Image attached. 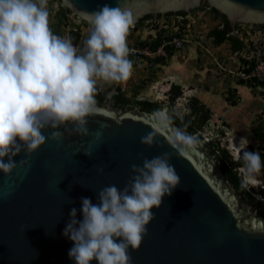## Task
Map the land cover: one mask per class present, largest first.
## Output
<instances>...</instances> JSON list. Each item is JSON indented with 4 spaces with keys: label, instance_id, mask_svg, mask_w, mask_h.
<instances>
[{
    "label": "water",
    "instance_id": "water-1",
    "mask_svg": "<svg viewBox=\"0 0 264 264\" xmlns=\"http://www.w3.org/2000/svg\"><path fill=\"white\" fill-rule=\"evenodd\" d=\"M201 1L60 0L87 23L83 13L120 6L132 13L134 25L142 19L186 14ZM206 4L223 17L211 32L216 44L239 24L264 28V0ZM95 100L98 112L88 117L89 135L71 132V124L69 131L61 127V141L47 139L31 156L21 152L13 158L18 165L27 159L28 165L10 175L0 171V264H75L68 256L73 242L63 235L70 210L76 208L82 220V197L98 203L97 193L104 187L123 189L134 175L131 165L142 166L141 154L151 159L163 153L171 154L180 183L162 198L159 209H151L155 219L140 248L129 249L132 264H264V205L241 187L204 138L165 105L134 102L118 94H96ZM160 114L168 117L167 124H159ZM154 126L157 143L141 144ZM52 131L43 134L48 137ZM177 131L196 136L199 143L188 150L174 147Z\"/></svg>",
    "mask_w": 264,
    "mask_h": 264
},
{
    "label": "clouds",
    "instance_id": "clouds-1",
    "mask_svg": "<svg viewBox=\"0 0 264 264\" xmlns=\"http://www.w3.org/2000/svg\"><path fill=\"white\" fill-rule=\"evenodd\" d=\"M206 8L210 7L207 5ZM189 13L186 17L181 13H173L169 17L164 15L154 24L158 26L166 23L168 31H173L176 26L178 29L184 28V33L179 29L180 34H186L188 41L183 49L169 48L171 56L177 51H183L193 42H197V48L202 47L203 52L210 55V50L188 33L186 23L189 22L188 26L191 24ZM83 15L89 24L73 15L80 22L82 30L86 31L89 27L83 47L77 48L70 38L53 33L49 23L48 0H0V171L5 175H10L18 166L29 164L27 159H22L18 165L13 159L21 152L31 156L47 139L61 141L64 132L57 130L61 127L69 131L67 125L71 124V132L89 135L88 117L98 112L95 100L98 83L121 84L132 75L133 63L136 62L129 59L131 50L127 37L130 29L134 31L140 28L137 38H144L148 42L154 40L159 33H155L151 24L145 22L154 20L153 18L142 19L144 22L140 20L134 25L132 13L120 6L105 5ZM176 15L183 19L178 22ZM163 18L166 19L165 22ZM221 24L222 22L215 27ZM170 25L174 29H169ZM233 31L236 29L229 31V36H236L243 42L238 54L234 53L241 60L246 46L243 37L246 31L240 35ZM253 31L255 30L250 32ZM260 31L264 29L261 28ZM161 56L170 58L168 51ZM239 64L240 62L238 67ZM225 69L223 68L228 74L236 76L232 69ZM237 81L248 88L256 87L264 92L262 84L257 86L251 82ZM172 83L177 84L170 80L169 87L165 90L167 94ZM181 91L183 95L178 97H185V102H189L192 96L188 99L186 91L182 88ZM167 103L170 106L172 104L169 100ZM261 103H264L260 102V108L263 109ZM158 122L161 125L167 124L168 117L160 114ZM48 128L53 131L46 137L43 131ZM219 135L217 132L208 140L204 135L199 136L207 142H214ZM174 141V147L183 150L199 143L196 136L179 131L175 133ZM140 142L148 147L157 143L155 126L141 137ZM238 148L239 155L233 160L242 162V166L236 168V171L243 172V175L238 172L242 177L241 187L245 188L248 184L255 191L257 183L251 181L264 167L261 152L246 151V147ZM84 154L91 156L88 152ZM141 158L142 166L131 165L134 175L123 189L116 185L104 187L97 193L96 204L90 198H81L82 220L77 219L76 208L70 210V220L63 235L73 242L68 256L75 264H92L94 260L98 264H132L129 249L136 251L140 248L147 235V226L155 219L151 209H159L162 198L170 196L180 183V176L170 163V153L151 159L144 158L141 154ZM99 171L102 172L103 169ZM262 179L259 183L262 190L256 191L262 193V199L248 193L264 202V177Z\"/></svg>",
    "mask_w": 264,
    "mask_h": 264
},
{
    "label": "rangeland",
    "instance_id": "rangeland-1",
    "mask_svg": "<svg viewBox=\"0 0 264 264\" xmlns=\"http://www.w3.org/2000/svg\"><path fill=\"white\" fill-rule=\"evenodd\" d=\"M205 4L206 0H202L200 7H197L190 11V13L188 14V19L191 21V24L188 26L189 22H187L188 24L186 23V27L188 28V33L191 35V37L197 38V40L201 42L202 46L204 45L213 53V55H215L216 51L212 47V39L207 35V33L213 27L219 25L221 23V19L220 17H216L209 9H207ZM48 10L50 27L54 34L66 35L69 29L75 26V24L78 22V20H76V18L71 13H67L65 16H63L61 14L60 6L55 0H48ZM170 28L174 29V26L170 25L169 29ZM139 29H134V31L130 29L127 37L128 43L135 42V40L137 39L136 34ZM227 47L228 44L220 46V50L218 53H223L220 55L226 57V55L229 53ZM183 51H177V53L173 55V61L185 62L183 58H177L178 55L180 56V53H182ZM185 51H187L185 57H188L189 49ZM200 54L203 57L204 55L205 57L206 55H208L206 53L203 55V52H200ZM209 57L212 56L209 55L205 59ZM226 61L220 60V65H216V70L212 68V64L207 65L206 67H199L200 70H204V76L198 88H200L201 91L203 90L208 93L215 92L220 97L225 98L229 103L234 102L239 106L237 105V108H233L231 106L229 107L227 105L217 106L216 110H211V115L208 122L204 124L202 128L199 129L200 131H197L196 133L198 135L201 134L210 138L218 132L220 135L217 140L215 138V141L219 142L223 149L226 150L229 155H231L233 160L234 157H238L239 155V146L246 147L245 150L250 152L252 150H254V152L261 151L257 140H254L253 137L255 135L256 139H259V135L257 134L264 132V104L261 103V106H263V109L261 110H259V107H256V104L258 105V103L260 104V102L264 103V92H262L261 89L258 90V88L256 87H251L250 89L246 90L242 88V86H240L243 89L241 95H232L231 93H229L228 91L231 82L235 81V79L238 80V78L235 75H232L235 79L228 78V74L226 71L224 72L223 68L228 69L231 67L229 65H226ZM200 63L202 64V62ZM232 65H234V63H232ZM231 69L234 72H237L238 66L235 64ZM169 70L170 69H168V67H164L162 65L154 63L151 64V61L143 60L133 63V72L131 77L127 81L121 84H107L100 82L98 83L97 88L100 89L99 91L107 93L109 95L113 92L117 85L121 88V90L125 92V96L128 98L148 99L159 103L160 105L167 106L170 112H176L181 116H185L187 115L186 112L189 110L187 109L188 101L185 102V100L181 99L176 102V100H174L171 106L167 103L169 97L165 90L169 87L168 85L170 83V80L176 81L175 79L178 77L176 75L174 76ZM191 71V68H187L183 72L184 75L187 74L185 76H187L189 79L195 80L194 76L191 74ZM194 74L198 73L194 72ZM214 77L216 78L214 79ZM191 80L189 84H183L181 86V88L186 91L185 95L188 99L193 96V93H195L196 91L189 90L193 89L190 88L193 86ZM134 91H136L135 94ZM200 101L203 103L205 100L202 99ZM243 130H246L247 132L243 133ZM252 131H254V135ZM260 144H262L261 141ZM250 147H252L253 149ZM237 171L241 172L243 175L242 170ZM263 177L264 172L261 171L256 176V178L251 181L257 183L255 191H259L260 189L262 190V188L260 187L261 184L259 183L261 182V180H263Z\"/></svg>",
    "mask_w": 264,
    "mask_h": 264
},
{
    "label": "built area",
    "instance_id": "built-area-1",
    "mask_svg": "<svg viewBox=\"0 0 264 264\" xmlns=\"http://www.w3.org/2000/svg\"><path fill=\"white\" fill-rule=\"evenodd\" d=\"M176 20L180 22L183 17L180 15L175 16ZM164 22L166 21L163 18ZM146 23L151 24V29L156 33L160 32L163 34V39L156 49H152L150 45L137 44L135 42L128 43V46L131 50L129 59L131 61L138 62L139 60L148 61L159 55H166L168 49H183L185 42L188 41L185 38L186 34H180V30L176 26L173 31H168L166 23H161L158 26L155 25L157 20H146ZM155 23V24H154ZM80 22L78 21L75 26H73L66 35L58 34L61 37L70 38L74 46L77 48L83 47V42L89 34V27L85 30L81 29ZM166 29V30H165ZM73 32V36L76 37L77 33L79 34L77 40L71 38L70 33ZM234 34H238L237 31H233ZM232 32V33H233ZM178 33V35H176ZM57 35V34H56ZM167 37V38H166ZM245 39V49L242 53L241 62L238 67V71L235 73L239 80H242L246 83H259L264 85V31H246L243 35ZM139 41H142L144 38H137ZM151 41V39H150ZM182 97H177L176 100H181ZM183 100H187L185 97ZM208 137H205L206 140ZM247 191L257 198L262 199V194L256 192L248 184L245 187Z\"/></svg>",
    "mask_w": 264,
    "mask_h": 264
},
{
    "label": "trees",
    "instance_id": "trees-1",
    "mask_svg": "<svg viewBox=\"0 0 264 264\" xmlns=\"http://www.w3.org/2000/svg\"><path fill=\"white\" fill-rule=\"evenodd\" d=\"M55 1L59 4L60 10H61V14L63 16H65L67 13H71L68 8L64 7L61 4L60 0H55ZM206 7H207V5H206ZM209 10L216 17H220L221 22H223V17H222V15L220 13H218L217 11H215L212 8H209ZM141 22H144V20H141ZM217 28L218 27H214V28H212V29H210L208 31V36L212 37L213 44L219 45V44L223 43L224 41L228 40L229 42H231L233 51H238V50H240L243 47V42L241 41V39L238 38V37H236V36H229L228 32L224 35L223 39L218 44H216L214 42L215 41V35L214 34H211V32L213 30H216ZM78 35L79 34L77 33V36L74 37L73 36V32L70 33L71 38H73L75 40H77ZM162 39H163V34L161 32H159L156 35V38L154 40H152L151 42H148L146 40L139 41L138 39H136L135 40V43L142 44V45L148 44V45H150V47L152 49H156L157 46L162 41ZM168 55H169V57H171V55H172V51H170V49H168ZM148 61H151V64L154 63V64H160V65H162V64H165L166 58L164 56L159 55V56H156V57H154L152 59H148ZM241 82H243V81H241ZM254 84L257 85V86L260 85L259 83H254ZM99 90L100 89L97 88L96 94H107V93H103V92H101ZM181 92L182 91H181L180 85H177V84H173L172 83L170 85V90L168 92L169 101L170 102H173L176 97H178V96L181 95ZM135 93H136V91H134V94ZM114 94H118L121 97H123V98H125L127 100H130V101H134V102L151 104V105H160L159 103H156V102L151 101V100H148V99H139V98L132 99V98H128V97L125 96V92L123 90H121V88L119 86H117V85H116L115 89L112 92V95H114ZM187 107H188L187 109H189V110L186 112L187 115H185V116H181V115H179L176 112H172V114L175 115L176 117H178L191 130H193L194 132H197L200 128H202V126L210 118L211 110L204 103H202L199 100V98H197L195 96H192L189 99V103H187ZM263 131H264V129H263ZM257 135H260V137H261L260 138V141L262 143V144L259 143V148L260 149H264V144H263V141H264V132L263 133H260V134H257ZM208 144L222 158V160L226 163V165L230 168V170L234 173V175L241 182V180H242L241 178L242 177L238 174V171H236V168L242 166V162L238 161V159L232 160L231 155H229L227 153V151L223 149V147L219 144V142L209 141ZM250 148H252V147H250ZM251 152H254V150H252ZM261 155L264 156V152L263 153L261 152L260 153V156ZM261 171L264 172V167H262ZM259 201L264 205V202L262 200H259Z\"/></svg>",
    "mask_w": 264,
    "mask_h": 264
},
{
    "label": "crops",
    "instance_id": "crops-1",
    "mask_svg": "<svg viewBox=\"0 0 264 264\" xmlns=\"http://www.w3.org/2000/svg\"><path fill=\"white\" fill-rule=\"evenodd\" d=\"M212 43H213V40H212ZM224 44H228L227 48H228V51H229V53H228L229 56L227 54L226 57L220 55V54H223V53H218L219 50H220V46H222ZM187 46L188 47H186L185 50L189 49V56L185 57L187 51L184 50L182 53H180V56L178 55V57H177L178 59L183 58V60H185V62H183V61L182 62L173 61V57L174 56H171L169 59H166L165 64H162V66L168 67V69H170L169 71L174 76L175 75L178 76L175 79L176 80L175 82H177V84H181V85L189 84L191 79H189L187 76H185L187 74L184 75L183 71L185 69H187V68H189V69L191 68L192 69L191 74L194 76L195 80H191V83H193V86L190 87V88H193V89L196 90L195 93H193L194 96L199 98V100H202V99L205 100L203 103L206 104V106H208L210 108V110H214V109L216 110L217 106H221V105H227L229 107L231 106L233 108H235V107L237 108L238 104H236L234 102H231L232 104L229 103L228 101H226L225 98L220 97L217 93H215V92L208 93V92H205L203 90L201 91V89L198 88L200 86L201 80L203 79V76H204V74H203L204 70L203 71L200 70L199 67H201V66L206 67L207 65L212 64V68H214L216 70V65H220V63H219L220 60H222V61L223 60L224 61L227 60L226 61V65H229L231 68L234 67L235 64L238 66V63L241 62V60L239 59V56L237 55L238 54L237 51H233L231 42L224 41L223 43H221L219 45L213 44L212 47L215 49V51H216L215 53L216 54L213 55V53L210 51V56H212V57H209L207 59H205V58L208 57L209 55H206V57H205V55H204L205 52H203V49L200 48V47L197 48V42H193L192 44H189ZM200 52H203L204 57L200 54ZM235 52L237 53L236 55H234ZM200 62H202V64ZM232 63H234V65H232ZM158 65H160V64H158ZM231 68H228V69H231ZM194 72H196L198 74H194ZM227 76H228L229 79H235L230 74H228ZM215 78L216 77H214V79ZM240 86H242V88H244L246 90L250 89L246 85L238 83V81L235 79V81L231 82V85H230V88H229L228 92L231 93L232 95H236V94L241 95L243 89ZM258 105L256 104V107L257 108L259 107V110H261L259 103H258Z\"/></svg>",
    "mask_w": 264,
    "mask_h": 264
},
{
    "label": "flooded vegetation",
    "instance_id": "flooded-vegetation-1",
    "mask_svg": "<svg viewBox=\"0 0 264 264\" xmlns=\"http://www.w3.org/2000/svg\"><path fill=\"white\" fill-rule=\"evenodd\" d=\"M189 13V12H188ZM182 14V13H181ZM171 14H168V17L170 16ZM184 15V17H186V15H187V13L186 14H183ZM162 16H160V17H158L157 19H154V20H159V18H161ZM179 29H181V32L182 33H184L185 31H184V28H179ZM260 29L261 28H255V27H249V26H244V25H242V24H239L237 27H236V31H237V33H238V35H240V34H242V32H245V31H252V30H255V31H260ZM249 31V32H250ZM108 95V94H107ZM109 95H112V93L111 94H109ZM262 108V107H261ZM264 118V117H263ZM247 128H248V126H247ZM247 128H246V130H247ZM246 130H243V133H245V132H247ZM252 133H253V135H254V131H252ZM258 138L259 139H256V137H255V135H254V137H253V139L254 140H257V142H258V145H259V143H260V135L258 136ZM264 144V143H263ZM260 150V149H259ZM262 150H264V149H261V151L260 152H262L263 153V151ZM259 152V153H260ZM261 159H262V163H264V156L263 155H261Z\"/></svg>",
    "mask_w": 264,
    "mask_h": 264
}]
</instances>
